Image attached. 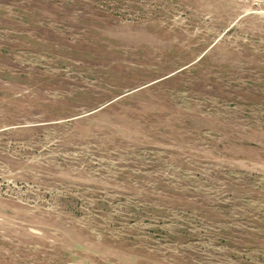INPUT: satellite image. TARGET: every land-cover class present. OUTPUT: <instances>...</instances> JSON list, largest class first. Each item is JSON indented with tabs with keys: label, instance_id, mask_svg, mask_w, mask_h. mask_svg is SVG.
<instances>
[{
	"label": "rangeland",
	"instance_id": "374dc122",
	"mask_svg": "<svg viewBox=\"0 0 264 264\" xmlns=\"http://www.w3.org/2000/svg\"><path fill=\"white\" fill-rule=\"evenodd\" d=\"M0 264H264V0H0Z\"/></svg>",
	"mask_w": 264,
	"mask_h": 264
}]
</instances>
